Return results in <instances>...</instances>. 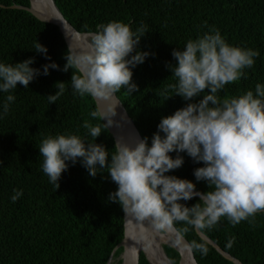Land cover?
<instances>
[{
	"label": "trees",
	"instance_id": "trees-1",
	"mask_svg": "<svg viewBox=\"0 0 264 264\" xmlns=\"http://www.w3.org/2000/svg\"><path fill=\"white\" fill-rule=\"evenodd\" d=\"M53 1L78 31L94 32L111 21L128 24L134 32L146 26L138 50L150 55L132 69V82L138 90L130 94L122 88L116 95L142 138H148L149 146L163 117L202 98L185 101L172 91L168 95L173 97L167 100L160 95L165 85L176 82L167 67L176 63L173 50L183 49L189 39L216 29L230 45L259 52L254 65L245 68L238 81L217 93L221 99L249 90L255 95V86L264 85V0ZM0 4L4 5L0 6V63L34 58L30 66L41 70L28 88L18 84L8 93L0 91V264H106L111 254L114 263L120 264L123 210L108 199L117 185L107 170H98L92 177L79 161L75 165L68 161L56 189L42 171L43 158L38 149L47 136L78 135L86 143L104 145L110 159L115 151L113 138L102 127L94 141L83 127L85 120L93 125L103 122L90 116L97 110L93 98L74 92L72 69H49V75L42 74L45 64L55 62L63 69L66 63L68 47L58 28L40 22L27 10L9 7L28 6L29 0H0ZM38 42L47 48L50 60L35 51ZM57 82L65 83V91L49 104L47 96L58 91ZM9 94L15 100L5 115L2 106ZM169 155L175 159L178 153ZM179 155L183 165L166 175L192 181L199 192L211 190L193 174L203 163L195 162L185 152ZM14 189L23 193L16 202L11 199ZM198 202V197L181 201L189 207ZM173 226L190 244L197 264H234L200 238L194 226L185 222H174ZM198 230L243 264H264V211L236 225L222 217L212 228ZM196 245L206 248L207 254ZM162 248L171 264H178V252L167 245ZM138 264H149L143 252Z\"/></svg>",
	"mask_w": 264,
	"mask_h": 264
},
{
	"label": "clouds",
	"instance_id": "clouds-1",
	"mask_svg": "<svg viewBox=\"0 0 264 264\" xmlns=\"http://www.w3.org/2000/svg\"><path fill=\"white\" fill-rule=\"evenodd\" d=\"M146 33L143 25L134 32L120 21L101 24L89 33L87 50L72 52L69 47L63 69L52 62L43 65L42 74L49 75V69H72L71 84L81 97L107 100L122 88L132 94L138 90L132 82V69L150 55L138 50ZM34 47L37 53L51 59L45 46L38 42ZM258 56V51L230 45L216 29L189 39L183 49L173 50L176 63L167 67L176 82L165 85L160 95L167 100L173 97L168 95L172 91L185 101L202 98L163 117L150 146L147 137L133 146L116 142L109 159L104 145L86 143L78 135L47 136L38 146L43 173L58 189L68 161L73 165L79 161L92 177L106 169L117 185L108 199L119 204L125 217L142 226L147 222L155 230H171L174 222L203 229L212 228L222 217L233 225L254 218L264 211V85L255 86V95L249 90L221 99L217 93L238 81ZM33 63L34 58L15 64L0 63V91L8 93L18 84L28 88L41 74L40 69L30 66ZM55 87L58 91L47 96L49 104L63 94L65 83L57 82ZM205 91L207 94L201 96ZM14 100V95H7L3 114L8 113ZM116 115V106L112 105L92 111L90 116L102 120V125L85 120L83 127L95 141L102 127L114 125ZM171 152L178 153L175 159L169 155ZM181 152L203 163L193 174L211 190L199 192L192 181L166 175L183 165ZM14 193L11 199L16 202L23 193L15 189ZM195 197L200 202L190 207L181 203ZM196 247L207 254L203 246Z\"/></svg>",
	"mask_w": 264,
	"mask_h": 264
},
{
	"label": "water",
	"instance_id": "water-1",
	"mask_svg": "<svg viewBox=\"0 0 264 264\" xmlns=\"http://www.w3.org/2000/svg\"><path fill=\"white\" fill-rule=\"evenodd\" d=\"M36 3L41 4L42 9L38 10V8L36 7ZM0 6L3 7L4 5L0 4ZM9 7L27 10L33 16H35L40 22L51 24L57 27L59 33L62 35L65 45L68 47V49L70 47V50L72 52L87 50V46L89 43V33L91 32L78 31L77 29H75L59 12L53 0H29L28 6L11 4ZM93 101L95 103L97 110H106L110 105L116 106L117 115L113 117L115 123L109 129L106 128L110 133V135L112 136L114 144L116 142H120L133 146L135 145L137 140L143 139L135 123L128 114L121 100L117 97L116 93L110 99L106 100L103 98H93ZM147 225H148L147 222H145L144 226ZM122 226H123V236L121 242L119 243V245L122 246V252L119 255V257L121 258L120 264H138V258L140 252H143L148 263L152 264L150 260L147 258V255L144 252V250L141 249L139 244L141 230L144 226H142L140 223H137L135 220H132L129 217H125L124 213L122 215ZM194 230L200 238L210 243L225 258L232 261L234 264H243L238 259L224 252L217 244H215L209 238H207L195 226H194ZM163 231L169 232L174 240L179 241L177 242V246H179V248L173 247L169 244H165L167 246L174 248L178 252L180 257L179 264H181L183 260L182 250H184L186 253L189 254L193 264H197L193 252L191 250L190 244L176 230L174 226L172 227L171 230H163ZM165 257L167 258L166 255ZM111 259H112V254L109 256L106 264H109ZM169 263L171 264L170 261Z\"/></svg>",
	"mask_w": 264,
	"mask_h": 264
},
{
	"label": "bare ground",
	"instance_id": "bare-ground-1",
	"mask_svg": "<svg viewBox=\"0 0 264 264\" xmlns=\"http://www.w3.org/2000/svg\"><path fill=\"white\" fill-rule=\"evenodd\" d=\"M38 10L42 9L41 4L36 3ZM147 227V228H146ZM140 247L147 255V258L152 264H170L165 257L162 244H169L173 247L177 246V241L173 239L172 235L163 230H155L154 228L145 226L141 230ZM183 260L181 264H193L188 253L182 250Z\"/></svg>",
	"mask_w": 264,
	"mask_h": 264
},
{
	"label": "rangeland",
	"instance_id": "rangeland-1",
	"mask_svg": "<svg viewBox=\"0 0 264 264\" xmlns=\"http://www.w3.org/2000/svg\"><path fill=\"white\" fill-rule=\"evenodd\" d=\"M162 245H165V244H162ZM109 264H117V263H114V260L113 259H111V261H110V263ZM178 264H179V262H178Z\"/></svg>",
	"mask_w": 264,
	"mask_h": 264
}]
</instances>
